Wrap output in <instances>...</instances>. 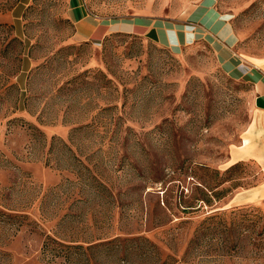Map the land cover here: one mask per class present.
Returning a JSON list of instances; mask_svg holds the SVG:
<instances>
[{"label": "rangeland", "instance_id": "obj_1", "mask_svg": "<svg viewBox=\"0 0 264 264\" xmlns=\"http://www.w3.org/2000/svg\"><path fill=\"white\" fill-rule=\"evenodd\" d=\"M78 2L0 0V264H264V0Z\"/></svg>", "mask_w": 264, "mask_h": 264}, {"label": "crops", "instance_id": "obj_2", "mask_svg": "<svg viewBox=\"0 0 264 264\" xmlns=\"http://www.w3.org/2000/svg\"><path fill=\"white\" fill-rule=\"evenodd\" d=\"M26 5L28 4L29 0H22ZM72 17L77 23V38L79 40H96L99 41L102 37L105 35L112 33L114 31H117L118 29L115 28L113 24H106V23H96L92 18H90L88 12L86 9L82 8L79 4L78 0H73V7H72ZM212 14V13H211ZM221 19V18H220ZM153 27V26H152ZM150 27L147 31H155L152 30ZM127 32H135L137 29H141L140 26L136 25L135 23H127L124 27ZM156 28V27H154ZM153 28V29H154ZM163 29V27H161ZM168 33H172L168 35L169 42L171 45H173V28L165 29ZM145 30V32H147ZM184 32L187 34V38L189 40H192L193 37H195V34L191 31L188 32L187 30H184ZM219 32H222L228 39V44L223 43V46L220 44L219 51H217L218 57L221 59V62L227 66V68L230 71H234L235 69V61L232 60V54L230 52H227L228 50H225V47L230 49L233 54L236 53L235 50V36L231 33L229 24L225 22ZM175 33V42L174 44L182 45L181 38L179 34L174 30ZM189 36V37H188ZM223 38V37H222ZM225 40V39H224ZM231 54V55H230ZM244 63L248 64V67L250 70H247L244 78H248V81L251 82L253 91L255 92L256 96V104L259 111H264V67L262 65H257L251 62H248L247 60H243ZM245 138V143H249V139ZM264 189V186L259 187L258 191H262Z\"/></svg>", "mask_w": 264, "mask_h": 264}, {"label": "trees", "instance_id": "obj_3", "mask_svg": "<svg viewBox=\"0 0 264 264\" xmlns=\"http://www.w3.org/2000/svg\"><path fill=\"white\" fill-rule=\"evenodd\" d=\"M238 164H239V162L233 164L232 169H233V168H236V167L238 166ZM223 192H225V191L223 190V191H221V192H217V195L221 194L220 197H221L222 195L224 196L225 194H224ZM205 201H206V200L203 199V201H202V203H201V206L203 205V203H204ZM198 229H199V230H201V229H200L199 227L197 228V233H200V232L198 231Z\"/></svg>", "mask_w": 264, "mask_h": 264}, {"label": "bare ground", "instance_id": "obj_4", "mask_svg": "<svg viewBox=\"0 0 264 264\" xmlns=\"http://www.w3.org/2000/svg\"><path fill=\"white\" fill-rule=\"evenodd\" d=\"M248 140V139H247Z\"/></svg>", "mask_w": 264, "mask_h": 264}]
</instances>
